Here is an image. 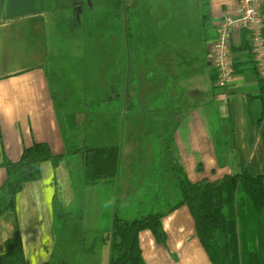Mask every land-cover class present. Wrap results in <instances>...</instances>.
<instances>
[{
    "label": "crops",
    "instance_id": "crops-1",
    "mask_svg": "<svg viewBox=\"0 0 264 264\" xmlns=\"http://www.w3.org/2000/svg\"><path fill=\"white\" fill-rule=\"evenodd\" d=\"M59 1L0 0V164L5 159L18 162L25 149L41 143L47 144L54 155L64 156L56 169L50 162L43 163L41 179L25 184L18 195L16 212L0 219V254L5 253V243L12 238L18 224L27 264H110L111 245L103 237L112 230L116 212L130 214L131 218L162 213L165 214L162 219L166 235L164 244H159L150 230L139 235L146 264H213L198 238L189 207L182 206L168 213L179 203V193L177 201L170 203L169 192H164L160 199L158 194L141 195L142 184L139 190L136 184L134 187L130 183L121 185V174L139 173L147 158L142 155L143 150L137 153L136 149L142 145L137 146L135 139L131 140L129 160L124 159L126 152L121 148L123 163L115 182L84 186L81 160L76 161L74 155L79 159L80 156L75 150L84 146L113 145H79L75 138L68 136L73 121L60 115L59 109L64 103L56 100L52 89L48 32L49 15L63 9L61 6L55 8ZM198 2L203 14L196 34L198 38L192 49L183 48L187 54L190 51V56L183 66L176 68L181 72L170 68V119L164 120L160 135L163 137L167 133L172 137L174 157L192 183H216L241 168L254 176L264 175L260 77L250 53L248 33L241 31L232 37L233 62L237 68L230 87L218 88L217 72L209 62L210 47L218 35V23L226 14L236 11L237 2ZM115 63L112 60L110 64L113 70L119 71L120 67ZM193 65L201 69L204 79L191 86L188 83L190 90H186L180 84L193 77ZM204 69L207 73L202 72ZM123 77L125 80V74ZM126 88L125 84V97L128 93L123 105L125 111L132 96ZM118 97H122L120 90ZM6 178V169L0 167V186ZM100 190L108 194L107 199L89 200L98 211L96 224L93 221L87 226L83 223L85 216L80 217L82 224L70 230L75 246L68 254L65 245L69 239L66 235L69 231L65 232L68 223L79 218L77 210L87 196ZM144 191L149 192L148 187ZM56 198L66 213L60 217L54 210ZM162 203L170 204L157 212L156 207ZM106 206L110 211L104 208ZM146 207H151L147 214L144 212ZM71 208L76 209V216L72 215ZM107 212L110 216L105 218ZM84 237L91 238L87 247L80 244Z\"/></svg>",
    "mask_w": 264,
    "mask_h": 264
},
{
    "label": "rangeland",
    "instance_id": "rangeland-1",
    "mask_svg": "<svg viewBox=\"0 0 264 264\" xmlns=\"http://www.w3.org/2000/svg\"><path fill=\"white\" fill-rule=\"evenodd\" d=\"M198 1L60 0L55 8L63 9L50 14L48 19L50 79L56 100L64 103L60 115L73 121L69 138H75L81 146L119 145L126 152L125 160H129L131 140L135 139L137 146L142 145L137 153L143 150L142 155L147 158L139 173L121 174V185L136 184L139 190L142 184L141 195L158 194L160 199L164 192H169L170 203L177 201L178 191L165 183L168 180L160 179L164 154L160 132L164 120L170 119V68L186 63L190 51L187 54L183 48L192 49L198 38L203 18ZM112 60L119 71L113 70ZM200 70L193 65V77L182 80L180 85L190 90L195 81L201 82L204 74ZM202 72L207 73L205 69ZM125 84L126 91L132 94L127 111L123 107L128 97V93L124 95ZM136 122L140 124L134 125ZM146 187L149 192L144 191ZM107 197L100 190L89 194L81 204L77 210L79 218L68 223L65 230L69 231L65 244L68 254L75 246L70 230L82 224L80 217L85 216L83 223L87 226L93 221L96 224L98 211L89 200ZM169 204H159L156 211H163ZM104 208L110 211V207ZM70 211L76 216L75 208ZM109 216L107 212L105 218ZM81 240L85 247L91 242L89 237Z\"/></svg>",
    "mask_w": 264,
    "mask_h": 264
},
{
    "label": "trees",
    "instance_id": "trees-1",
    "mask_svg": "<svg viewBox=\"0 0 264 264\" xmlns=\"http://www.w3.org/2000/svg\"><path fill=\"white\" fill-rule=\"evenodd\" d=\"M235 65V64H234ZM236 65L234 71L236 73ZM259 99L263 106L264 81L260 79ZM264 135V126L261 129ZM164 147L160 166L162 180H168L176 189L180 201L168 213L188 206L196 222L197 235L213 264H264V175H251L245 168L226 176L216 183H192L180 162L174 157L173 139L167 133L162 137ZM80 156L84 186L113 183L121 166V147H81L75 150ZM64 156H56L45 144H34L23 151L18 162L5 159L0 167L7 178L0 186V219L16 212L17 198L25 184L41 179V166L50 162L58 168ZM56 216L65 215L57 198L54 201ZM165 214L154 213L131 218L116 212L112 230L103 237L111 245L110 264H146L139 243L142 231L150 230L159 244L166 235L162 226ZM0 264H27L18 224L14 235L5 243Z\"/></svg>",
    "mask_w": 264,
    "mask_h": 264
},
{
    "label": "built area",
    "instance_id": "built-area-1",
    "mask_svg": "<svg viewBox=\"0 0 264 264\" xmlns=\"http://www.w3.org/2000/svg\"><path fill=\"white\" fill-rule=\"evenodd\" d=\"M234 13L218 23V35L210 47L209 62L217 72V86L230 87L235 79L232 37L246 31L255 69L264 81V0H236Z\"/></svg>",
    "mask_w": 264,
    "mask_h": 264
}]
</instances>
